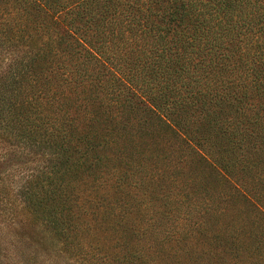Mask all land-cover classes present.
Segmentation results:
<instances>
[{
  "label": "trees",
  "instance_id": "1",
  "mask_svg": "<svg viewBox=\"0 0 264 264\" xmlns=\"http://www.w3.org/2000/svg\"><path fill=\"white\" fill-rule=\"evenodd\" d=\"M0 264H264V0H0Z\"/></svg>",
  "mask_w": 264,
  "mask_h": 264
}]
</instances>
